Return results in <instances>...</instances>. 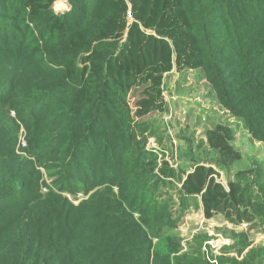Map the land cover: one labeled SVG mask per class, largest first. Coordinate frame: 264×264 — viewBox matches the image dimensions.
<instances>
[{"label": "trees", "instance_id": "16d2710c", "mask_svg": "<svg viewBox=\"0 0 264 264\" xmlns=\"http://www.w3.org/2000/svg\"><path fill=\"white\" fill-rule=\"evenodd\" d=\"M57 1L0 0V264H171L144 226L172 204L264 231V167L234 145L237 125L264 145V0ZM172 71L198 73L227 117L198 140L179 131L174 168L145 121L168 111ZM146 195L161 197L152 219ZM234 238L216 264H264V246Z\"/></svg>", "mask_w": 264, "mask_h": 264}, {"label": "rangeland", "instance_id": "374dc122", "mask_svg": "<svg viewBox=\"0 0 264 264\" xmlns=\"http://www.w3.org/2000/svg\"><path fill=\"white\" fill-rule=\"evenodd\" d=\"M59 3V5H57ZM53 6L55 13H61L68 8L64 1H57ZM198 73L195 71L188 72L186 75L172 71L163 81V97L167 103L168 111L161 114L148 116L145 121L157 127L159 135L164 138L163 145L159 146L154 139H149L147 144L148 150H155L161 153L165 150L164 158L169 166L174 168L175 164L170 159L171 151L175 152L176 147L180 145L176 134L184 129L190 132H196L195 138L198 140L203 136V129L210 126L214 119H226L225 112L217 104L208 84L204 80L198 79ZM133 104V98H131ZM10 118H14L11 113ZM233 123V120H228ZM235 125V123H233ZM235 138V148L241 153L243 159L253 166L264 167V145L251 139L250 135L239 125ZM187 127V128H185ZM22 133V132H21ZM21 149L18 155L28 157L23 151L25 141L23 135L20 136ZM34 162V161H33ZM36 167L43 174L44 182L49 185L51 180L46 176L45 169L40 167L38 162H34ZM226 176L220 173V183L224 188L226 186ZM82 185V182L78 183ZM104 187H96V190H102ZM116 191V190H115ZM45 193V190H42ZM142 192L136 194L137 200L141 198ZM74 204L86 196L82 193L77 195L64 194ZM131 198V196H130ZM167 199L162 197V201ZM161 197L156 198L146 195L143 205H139L136 210L147 211L149 219L155 214H159V205ZM176 200V198H174ZM169 216L162 223H150L144 226L147 233L152 238L154 251L164 260L171 264H182L188 259H200L205 262L216 264L221 257H234V253L224 254V249L232 245L236 239L235 234H244L251 242L252 246H264V231L261 228L249 229L247 225L232 226L227 223L222 216L217 215L211 220H205L198 211L183 213L178 210L177 205H173L168 210ZM139 219V215H135Z\"/></svg>", "mask_w": 264, "mask_h": 264}, {"label": "built area", "instance_id": "2783aa9c", "mask_svg": "<svg viewBox=\"0 0 264 264\" xmlns=\"http://www.w3.org/2000/svg\"><path fill=\"white\" fill-rule=\"evenodd\" d=\"M60 1H64V2H66V0H60ZM127 19L130 21L131 20V15H130V13L128 12L127 13ZM25 145V144H24Z\"/></svg>", "mask_w": 264, "mask_h": 264}, {"label": "bare ground", "instance_id": "6f19581e", "mask_svg": "<svg viewBox=\"0 0 264 264\" xmlns=\"http://www.w3.org/2000/svg\"><path fill=\"white\" fill-rule=\"evenodd\" d=\"M56 3H57V2H56ZM56 3H55V4H56ZM57 5H59V3H57Z\"/></svg>", "mask_w": 264, "mask_h": 264}, {"label": "crops", "instance_id": "0c3cea01", "mask_svg": "<svg viewBox=\"0 0 264 264\" xmlns=\"http://www.w3.org/2000/svg\"><path fill=\"white\" fill-rule=\"evenodd\" d=\"M56 3V2H55Z\"/></svg>", "mask_w": 264, "mask_h": 264}]
</instances>
